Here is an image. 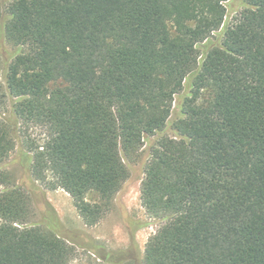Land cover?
Wrapping results in <instances>:
<instances>
[{"label": "trees", "instance_id": "obj_1", "mask_svg": "<svg viewBox=\"0 0 264 264\" xmlns=\"http://www.w3.org/2000/svg\"><path fill=\"white\" fill-rule=\"evenodd\" d=\"M0 24V264L74 256L1 168L18 147L88 226L139 166L143 264H264V0H0Z\"/></svg>", "mask_w": 264, "mask_h": 264}, {"label": "rangeland", "instance_id": "obj_2", "mask_svg": "<svg viewBox=\"0 0 264 264\" xmlns=\"http://www.w3.org/2000/svg\"><path fill=\"white\" fill-rule=\"evenodd\" d=\"M231 1L237 3L239 0ZM14 53L15 48L3 39L0 24V113L3 114L9 113L11 105L7 94L1 96L4 73ZM185 85L187 87V83ZM22 151L19 147L12 151L1 168L10 172L14 181L31 196L34 221L43 222L44 217H49L53 224L51 228L73 245L74 256L69 264H143L145 244L160 223L151 219L140 204L143 174L139 166H135V170L133 167L131 178L115 196L110 211L95 225L88 226L66 191L45 189L33 179L28 167L30 155H23Z\"/></svg>", "mask_w": 264, "mask_h": 264}]
</instances>
